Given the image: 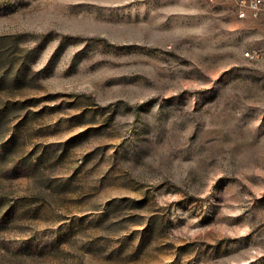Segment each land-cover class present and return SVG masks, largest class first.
<instances>
[{"label": "rangeland", "instance_id": "1", "mask_svg": "<svg viewBox=\"0 0 264 264\" xmlns=\"http://www.w3.org/2000/svg\"><path fill=\"white\" fill-rule=\"evenodd\" d=\"M0 35V264H264V14L0 0Z\"/></svg>", "mask_w": 264, "mask_h": 264}, {"label": "trees", "instance_id": "2", "mask_svg": "<svg viewBox=\"0 0 264 264\" xmlns=\"http://www.w3.org/2000/svg\"><path fill=\"white\" fill-rule=\"evenodd\" d=\"M33 49L22 47L21 38L15 35H0V87L11 91L28 75V56ZM18 102L5 104L7 115L15 110ZM2 131V130H1Z\"/></svg>", "mask_w": 264, "mask_h": 264}, {"label": "built area", "instance_id": "3", "mask_svg": "<svg viewBox=\"0 0 264 264\" xmlns=\"http://www.w3.org/2000/svg\"><path fill=\"white\" fill-rule=\"evenodd\" d=\"M242 6L248 7L253 16H260L261 14H264V0H242ZM244 15V8H242L240 16ZM247 55H250V53L247 52Z\"/></svg>", "mask_w": 264, "mask_h": 264}]
</instances>
